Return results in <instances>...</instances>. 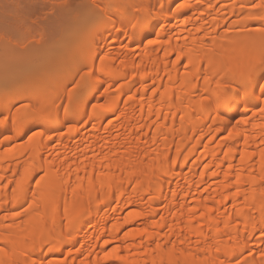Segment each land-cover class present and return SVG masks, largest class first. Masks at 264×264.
I'll return each mask as SVG.
<instances>
[{
	"label": "bare ground",
	"instance_id": "bare-ground-1",
	"mask_svg": "<svg viewBox=\"0 0 264 264\" xmlns=\"http://www.w3.org/2000/svg\"><path fill=\"white\" fill-rule=\"evenodd\" d=\"M253 1L187 0L147 18L155 0H93L109 8L85 39L74 32L85 72L47 75L29 104L0 82V264H259L264 99L245 88L264 27L239 28L264 25Z\"/></svg>",
	"mask_w": 264,
	"mask_h": 264
},
{
	"label": "rangeland",
	"instance_id": "rangeland-1",
	"mask_svg": "<svg viewBox=\"0 0 264 264\" xmlns=\"http://www.w3.org/2000/svg\"><path fill=\"white\" fill-rule=\"evenodd\" d=\"M1 1H0V82H2V80L5 79L4 82L1 83V85H4L5 87H7V89L10 87V89L18 93V95H21L23 98L22 102L25 104H27V102L28 104L32 103V101L36 98L33 97L34 86L43 87L48 85L47 77H46L47 75L52 76L54 78L57 77V79L60 78L63 79L68 75L70 76V73L72 71L75 72V70H77V68H75L76 67L75 65L77 62L80 61L81 59L80 57L82 56V55L80 56V54H82L83 52L80 53L79 50H76L78 41L76 35L74 34L76 32L78 33V37L80 36L78 40L85 39L84 37L82 38V35L85 36L84 34L86 33V29L89 26V24H91L92 22L101 21L102 20L101 18H104L103 7L106 6L109 8V5L108 6L100 5V4L94 5L92 2L93 0H5V1L3 0L2 2ZM219 1L220 0H218V6L222 2L229 3L232 0H226V1L222 0L220 3ZM259 1L260 0H254L252 3H250L248 10H253V9L256 10V8L260 6L258 4ZM178 4H176L174 8H177ZM229 20L230 19H228V21ZM251 20L252 19L250 17H242L241 22H243L242 25L244 27L242 25L241 26L238 25L239 28L242 27L245 30L253 31L254 29H251V27L253 28L264 27L263 23H256L251 25L250 24L252 22ZM110 26L111 25H109V27H105V29L108 31L111 28ZM227 26L228 24H226V26H224V28L222 29L226 30L228 28ZM237 27L233 29L232 33H236V34L238 33L239 29ZM72 29H74L73 32ZM75 29H77V31ZM18 46L19 47L21 46L22 48L24 47L23 48L24 50L18 52L19 49L21 48V47L19 48ZM16 50H18L17 51L18 53L16 52ZM57 60H58V64L60 63L61 67L56 64ZM59 60L61 62H59ZM65 60L67 61V63H65L64 65V62H66ZM23 61H25V63H21ZM19 64L21 65L23 64V66L21 65L19 66ZM54 64L57 65L58 68L57 66L54 67ZM61 64H63L64 66H62ZM16 66L19 68V71H15L14 68H17ZM20 68L27 69L28 73L26 72L25 69L21 71L22 69ZM85 68L86 67L83 66L80 67L78 72L81 70L85 72ZM74 72H72L71 75L75 76L77 71L75 73ZM78 72L76 76H78ZM73 84L64 85L65 94L67 91H70L72 89V87L74 86ZM87 86L88 85L86 83V87H84L83 90H81L80 92L78 98L79 104L84 102V99L88 94ZM116 86L117 84H113L111 88L116 89L115 88ZM46 96L47 94H43V95L40 94L37 97L36 101L39 102ZM92 104L93 103H91L90 106ZM36 107L35 109H39V110H44V108L45 109L48 108L49 110V106L48 107L47 105L42 106L41 103L36 105ZM22 109L24 110L27 109L26 110L27 112L30 111L32 113L35 111L33 105L31 106L26 105ZM48 118L49 117L47 116L42 117L38 121L46 122ZM30 123L31 121L24 122L21 125L20 130H24V128ZM38 128L39 127L31 129L28 132L25 131L24 135L12 141L9 146L19 147L23 145L24 142L28 139V137L32 133L37 131ZM61 129L65 130L66 127H61ZM2 148H5V146ZM260 245L262 246L257 247V250H259L258 252L259 254H256V256L260 260L259 264H264V243H261ZM244 256L243 255L239 256L237 260H234L235 262L234 261L233 262L236 264L239 262L241 263L242 259H244L243 258ZM164 263L192 264V260L183 256H173L171 259H164Z\"/></svg>",
	"mask_w": 264,
	"mask_h": 264
},
{
	"label": "snow or ice",
	"instance_id": "snow-or-ice-1",
	"mask_svg": "<svg viewBox=\"0 0 264 264\" xmlns=\"http://www.w3.org/2000/svg\"><path fill=\"white\" fill-rule=\"evenodd\" d=\"M178 3L179 0H172L171 4H166L162 2V0H155V3L150 5L147 18L151 17L152 9L159 8L162 12H171L172 8L175 7V5ZM189 6L190 5L187 3V0H185V3L179 4V7L176 8V11L179 12L182 8H187ZM149 43H156V41L149 40ZM246 80V94H248V89L251 90L248 102H251L252 99L257 98L264 99V65H262L258 72L255 70L250 72L246 77ZM256 107L259 109V111L264 112V108L259 107V105H256Z\"/></svg>",
	"mask_w": 264,
	"mask_h": 264
}]
</instances>
